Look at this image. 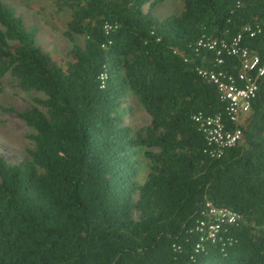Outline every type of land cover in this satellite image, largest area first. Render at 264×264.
Here are the masks:
<instances>
[{
  "label": "trees",
  "instance_id": "16d2710c",
  "mask_svg": "<svg viewBox=\"0 0 264 264\" xmlns=\"http://www.w3.org/2000/svg\"><path fill=\"white\" fill-rule=\"evenodd\" d=\"M57 1L60 60L0 0V92L10 77L42 94L1 106L31 131L25 157L0 155V264H264V71L236 121L208 77L241 84L234 37L263 61L264 0H180L162 17L164 0ZM132 103L146 123L126 120ZM194 113L240 138L213 153Z\"/></svg>",
  "mask_w": 264,
  "mask_h": 264
},
{
  "label": "rangeland",
  "instance_id": "374dc122",
  "mask_svg": "<svg viewBox=\"0 0 264 264\" xmlns=\"http://www.w3.org/2000/svg\"><path fill=\"white\" fill-rule=\"evenodd\" d=\"M12 5L27 24H34L38 30L35 43L47 49L51 56L60 60L69 45L64 34L65 21L69 9L57 0H4ZM180 0H164L157 4L152 12L162 17L170 12L178 11ZM147 9V4L142 6ZM73 39L82 43V36L73 34ZM0 92V155L7 161H17L25 157V147L28 145L27 134L31 128L26 126L16 115L14 110H5L1 106L20 108L32 103V96H42L40 92L20 89L15 80L4 77ZM132 125H141L147 122L146 113L135 103L126 118Z\"/></svg>",
  "mask_w": 264,
  "mask_h": 264
},
{
  "label": "built area",
  "instance_id": "2783aa9c",
  "mask_svg": "<svg viewBox=\"0 0 264 264\" xmlns=\"http://www.w3.org/2000/svg\"><path fill=\"white\" fill-rule=\"evenodd\" d=\"M201 41V40H200ZM202 43V42H201ZM208 47H213L215 41H205ZM224 44L221 43V46ZM219 51V50H217ZM226 51L234 53L239 57V70L237 72V79L241 84L235 83V80L231 76H227L223 79V73L217 71L216 73L209 71L208 77L215 82L219 91L220 97L227 100V112L229 117L236 121L238 117L243 114L249 106V99L253 95L255 85V77L264 71V58L260 63L259 58L255 53L249 52L244 47H239L234 37L231 42L226 46ZM220 60L219 58L217 59ZM194 121H196L198 128L204 134L208 143L213 144V153H219L222 147L233 144L240 138V130L238 127L233 129L224 128L218 115H203L200 113H194L192 115ZM210 213L216 215L218 220L230 221L234 218V213L225 208H215L210 206L208 208ZM216 224H212L209 227L214 229Z\"/></svg>",
  "mask_w": 264,
  "mask_h": 264
}]
</instances>
